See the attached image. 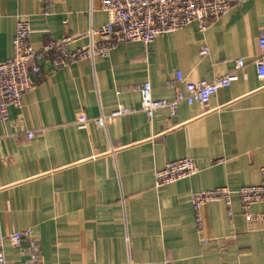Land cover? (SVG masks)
Masks as SVG:
<instances>
[{
	"label": "crops",
	"instance_id": "crops-1",
	"mask_svg": "<svg viewBox=\"0 0 264 264\" xmlns=\"http://www.w3.org/2000/svg\"><path fill=\"white\" fill-rule=\"evenodd\" d=\"M19 17L31 44L61 39L109 22L99 0H0V62L12 55ZM264 0H250L200 33L196 24L152 43L120 44L109 57L54 70L44 63L34 89L0 124V241L9 264H24L30 230L41 264H264V223H248L233 197V216L221 204L203 208L195 223L192 196L261 181L264 165V83L257 77ZM99 41L86 36L71 46ZM202 44L208 55L201 59ZM243 59L244 67L236 63ZM186 83L230 77L205 105L182 103L170 120L160 111L110 118L105 128L77 125L140 109V87L156 100H173L175 73ZM34 133L28 140L27 133ZM188 158L199 172L163 189L155 171ZM264 214V205L251 208Z\"/></svg>",
	"mask_w": 264,
	"mask_h": 264
},
{
	"label": "built area",
	"instance_id": "built-area-1",
	"mask_svg": "<svg viewBox=\"0 0 264 264\" xmlns=\"http://www.w3.org/2000/svg\"><path fill=\"white\" fill-rule=\"evenodd\" d=\"M101 10L109 15V22L99 29L76 36L55 39L49 36L47 43L35 50L31 44V27L26 17H19L16 34L12 42V55L0 62V124L8 119L9 110L19 107L25 95L35 87L34 77L42 74L44 63L58 70L72 67L82 62H93L106 58L120 44L140 42L144 45L152 43L157 37L183 30L196 24L200 33L223 19L232 10L242 7L250 0H99ZM98 36L99 41L88 47L71 50L70 46L86 37ZM261 57L256 61L257 77L264 83V30L260 37ZM208 48L202 44L199 56L204 59ZM243 59L236 63L238 69L244 67ZM231 86L230 77H220L212 81L202 80L197 83H186L182 73L176 72L169 82L168 88L175 92L173 100H156L152 96L150 83L140 87L142 103L140 109L123 107L110 116L88 119L85 115L77 118V125L93 124L97 128H105L110 118H120L142 112L152 120L160 111H168L169 119L176 117L179 106L186 103L207 105L220 90ZM27 139L33 140L34 133H27ZM199 172L197 163L188 158L168 163L164 169L155 171V188L163 189L178 181L190 179ZM261 181L253 186H243L237 191L227 187L203 191L192 196V207L195 223L203 226L202 210L210 204L223 205L229 216H233L232 200L237 196L240 201L242 215L245 220L264 223V214L254 216L251 208L264 205V165L260 169ZM11 242L19 246L27 242L22 250L26 257L24 264H41V245L30 230L15 232L9 236ZM0 247L2 242L0 241ZM0 264H9L5 254L0 250Z\"/></svg>",
	"mask_w": 264,
	"mask_h": 264
}]
</instances>
